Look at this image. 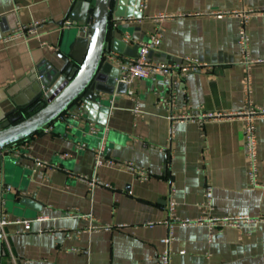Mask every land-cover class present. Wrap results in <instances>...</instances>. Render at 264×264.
<instances>
[{"label": "crops", "instance_id": "crops-1", "mask_svg": "<svg viewBox=\"0 0 264 264\" xmlns=\"http://www.w3.org/2000/svg\"><path fill=\"white\" fill-rule=\"evenodd\" d=\"M75 1L0 0V117L23 101V84L33 70L58 61L55 53ZM124 1L121 12H130L132 0ZM143 1L146 7L140 21L111 26L109 39L114 36L123 42L128 34L143 42L157 31L160 42L149 51V61L171 63L189 57L206 66L182 80L165 76L131 83L142 104L141 115L134 118L127 87L110 82L115 66L107 62L109 71L102 65L96 90L86 93L82 119L70 120L68 125L59 118L49 132L39 131L19 142L25 151L49 160L56 169L34 171L29 158H17L11 152L0 157V185L11 187L4 196V209L11 219L30 215L24 220L31 227L18 233L23 230L21 224L5 226L0 264H160L165 248L161 239L168 227L157 222L168 215L171 189L175 190V216L180 220L246 214L257 222L217 230L212 240L205 223L176 224L168 264H264V190L250 185L247 170L243 84L247 69L239 50V16L211 14L253 9L246 26L249 50L253 58L263 60L264 0ZM159 14L173 18L158 21ZM39 21L36 31L6 38L19 26ZM250 67V99L260 106L264 104V62ZM111 97L114 106L107 117L100 106H108ZM161 97L169 104L160 103ZM196 111L222 116L203 122L169 118ZM252 118L258 180L264 184V116ZM89 123L107 124L105 156L148 168L147 181L117 166L94 169L91 150L101 139L99 133L85 132ZM82 143L85 149L78 148ZM92 178L109 187L96 185L90 191ZM208 187L212 189L211 209L200 205ZM14 195L28 198L31 205L23 210L11 207ZM89 213L91 218L84 216ZM96 224L113 228L89 230Z\"/></svg>", "mask_w": 264, "mask_h": 264}, {"label": "built area", "instance_id": "built-area-1", "mask_svg": "<svg viewBox=\"0 0 264 264\" xmlns=\"http://www.w3.org/2000/svg\"><path fill=\"white\" fill-rule=\"evenodd\" d=\"M139 7H138V13L139 16L135 15H125V16H112L110 17L109 22V28L116 27L118 23L123 21H140L142 17V10L146 7V3L143 0H139ZM254 10L251 8H245L241 11H234V10H216L211 11V14L216 16L217 18H224L225 16H228L229 14H236L239 16V27H238V33H239V50L241 53L242 61L241 63L246 67L247 73L246 78L244 80V95H245V101H246V114H247V122L245 126V141H246V153L248 157V163H247V170H248V178L250 185L254 188H260L264 190V184L260 183L258 180V169H257V152H256V144H257V136L255 135V125L253 122V116L255 115H263L264 116V104L257 106L253 104V101L250 99L251 94V84H250V75L248 70L251 68L250 66L252 64L256 63H263L264 59H256L251 56L250 50H249V34L247 32V23L250 17V13ZM168 16L166 14H159L156 16V20L164 19ZM41 22H35L30 27H27L26 25L19 26L17 29L13 30L11 33H9L6 38L13 39L17 37H21L26 30L32 32L36 31L39 27V24ZM74 23L71 20H66L64 22L65 27H69L73 25ZM159 33L157 31H154L150 34V37L148 40L139 42L132 38V36L125 34L123 37V42L126 44H137L139 47L138 50V57L133 59L123 58L118 53H115L112 50H109L104 56V60L106 62H111L115 66V70H117V74L115 75V80L121 84H123L125 87H127V93L129 94L131 103L133 104L131 107V112L134 118H137L142 113V104L140 96L130 87V84L133 83L136 80H144V79H152L156 80L157 78L168 76L170 78L175 77L177 80H182L186 78L189 73L194 72L195 70L200 69L203 66H206L205 63L201 62L197 58H189L185 57L180 60H177L176 62L171 63H153L149 61L148 55L149 51L151 49H154L158 46L160 42ZM106 93V92H104ZM108 106H100L101 112H103L107 117L112 113L113 104V98L107 100ZM168 103V100L161 97L160 103ZM85 101L83 100H77L76 102V109L73 111H65L62 114L59 115L58 119L65 121L68 125H70V120H76V119H82L84 117V105ZM169 104V103H168ZM222 114L220 113H203L200 111H196L195 113H182L177 115L171 114L170 119L171 120H196L199 119L200 122H203L207 119H213L215 117H220ZM57 119V120H58ZM52 122L42 128L43 132H49L52 129ZM108 130V125H104L102 127H97L96 125H93V123H89V133L92 135H96L97 133L102 132V136L100 137L101 143L99 146L94 147L92 149V154L94 159V169L106 165V166H117L119 168H124L128 172L130 171L133 173V175L141 182L147 181V179L150 176V172L148 171V168L144 167H138L136 166L132 161H120L115 160L114 158H108L105 156V149H106V140L105 133ZM147 143H145L146 145ZM150 145V144H148ZM152 146V145H150ZM79 149H85L86 144L82 143L78 145ZM9 152L13 153L15 157H25L29 158L32 161V169L34 171L40 170V169H56L57 166L50 162L47 159H40L32 156L28 151H25L24 145H20L19 143L10 144L7 147L3 149V151L0 152V157H2L5 154H9ZM66 155L62 154L61 156ZM81 177V176H80ZM85 178V177H81ZM96 185H103L106 187H109L108 184L103 183L102 181H98L97 179L92 178L89 181V190L92 191V189ZM11 187H7L5 185H0V241H5L7 236L5 232V226L11 225V223L14 224H21L23 227V230L18 229L17 232L20 233L22 231H28L30 227V221L24 220L20 218L11 219L9 218L7 211L4 209V196L7 193H10ZM175 194V190L171 189L168 202H167V212L168 215L164 220H161L157 223L166 224L168 227V233L165 236V238H162L161 241L165 245V248L160 256L161 263L160 264H168L169 263V247L170 243L172 242V232L173 228L176 224H195L198 225L199 223H205L208 229V237L210 240H212L215 232L217 230H222L226 227L231 228H241L244 225H249L253 222H257V218L253 216H249L246 214L242 215H233V216H206L201 215L199 218L191 219V218H184L182 220L178 219L175 216V208H176V201L173 198ZM205 202L201 203L200 205L207 207L209 209L212 208L211 205V198H212V189L207 188L205 191ZM87 218H91L92 214L89 213L87 215H84ZM151 225H153L151 223ZM121 226V225H119ZM113 226L111 225H92L89 227V230L91 231H98L101 229L110 230Z\"/></svg>", "mask_w": 264, "mask_h": 264}, {"label": "water", "instance_id": "water-1", "mask_svg": "<svg viewBox=\"0 0 264 264\" xmlns=\"http://www.w3.org/2000/svg\"><path fill=\"white\" fill-rule=\"evenodd\" d=\"M124 2L75 1L69 19L76 22L62 32L61 44L55 53L58 61L42 63L33 70L23 84V87L26 86L23 101L16 102L14 109L0 117V152L8 145L39 132L44 126L56 121L63 112L75 110L77 100L87 101L86 93L96 90L97 80L101 79L102 65L107 67L103 70L109 71V63L103 61L109 50L124 56L138 57L137 44L130 47L113 35L112 40L108 36L109 18L112 14L139 16V0H132V10L125 13L121 12ZM77 14L78 17L75 16ZM116 74L117 70L114 72ZM110 82L114 84L115 78ZM85 132H89V126L85 128ZM101 136L102 132L99 133V137ZM10 198L11 207L18 210L31 205L28 198H19L16 195ZM25 215L18 216L23 219L30 216Z\"/></svg>", "mask_w": 264, "mask_h": 264}, {"label": "trees", "instance_id": "trees-1", "mask_svg": "<svg viewBox=\"0 0 264 264\" xmlns=\"http://www.w3.org/2000/svg\"><path fill=\"white\" fill-rule=\"evenodd\" d=\"M31 113H28V115H30ZM19 142H21V140L19 141ZM19 142H17V143H19Z\"/></svg>", "mask_w": 264, "mask_h": 264}]
</instances>
